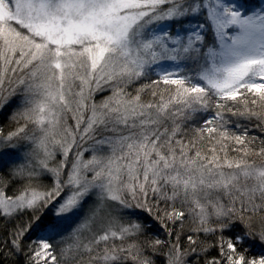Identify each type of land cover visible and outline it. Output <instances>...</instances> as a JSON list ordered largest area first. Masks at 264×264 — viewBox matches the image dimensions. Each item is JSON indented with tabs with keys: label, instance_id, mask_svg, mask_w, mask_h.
<instances>
[{
	"label": "snow or ice",
	"instance_id": "6c2138e0",
	"mask_svg": "<svg viewBox=\"0 0 264 264\" xmlns=\"http://www.w3.org/2000/svg\"><path fill=\"white\" fill-rule=\"evenodd\" d=\"M0 264H264V0H0Z\"/></svg>",
	"mask_w": 264,
	"mask_h": 264
},
{
	"label": "rangeland",
	"instance_id": "374dc122",
	"mask_svg": "<svg viewBox=\"0 0 264 264\" xmlns=\"http://www.w3.org/2000/svg\"><path fill=\"white\" fill-rule=\"evenodd\" d=\"M131 91V89H129ZM110 95L109 87L106 84H101V89L96 90L93 95V100L95 103L99 104L102 100ZM71 123V121H70ZM87 157V153L85 154ZM47 183V182H46ZM67 194V189L61 191L60 198L64 197ZM59 199V198H58Z\"/></svg>",
	"mask_w": 264,
	"mask_h": 264
},
{
	"label": "trees",
	"instance_id": "16d2710c",
	"mask_svg": "<svg viewBox=\"0 0 264 264\" xmlns=\"http://www.w3.org/2000/svg\"><path fill=\"white\" fill-rule=\"evenodd\" d=\"M254 134H256L255 130L250 131V135H254ZM20 187H21L20 185H17L15 187H12L11 189H5L6 194L13 195V196L16 195L18 194Z\"/></svg>",
	"mask_w": 264,
	"mask_h": 264
}]
</instances>
